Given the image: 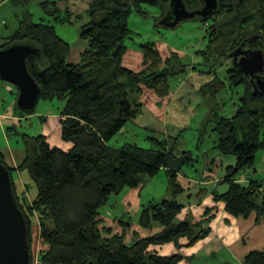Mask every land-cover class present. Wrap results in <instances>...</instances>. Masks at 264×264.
I'll return each mask as SVG.
<instances>
[{"label":"trees","instance_id":"16d2710c","mask_svg":"<svg viewBox=\"0 0 264 264\" xmlns=\"http://www.w3.org/2000/svg\"><path fill=\"white\" fill-rule=\"evenodd\" d=\"M14 2L28 7L31 0ZM183 2L191 11L202 8L200 0ZM144 5L158 8L163 19L172 10L171 0H89L88 21L80 31L87 47L78 62H71L72 47L55 27L72 24L75 15L69 8L59 7L57 1L41 3L50 17L48 22L35 23L26 11L17 29L0 45V49L19 44L34 47L37 53L27 65L41 88L40 101L65 103L59 116L61 138L68 149L51 147L44 135L22 134L25 158L15 168L0 151V164L9 168L15 193L12 173L16 169L26 171L36 187V199L27 209L40 216L41 264H178L181 255L161 256L150 248L171 243L180 248L182 239L193 246L211 234L207 226L215 217L213 209H208L199 223H176L186 207L178 201L185 193L179 177L194 162L192 152L177 151L178 141L169 147L168 141L157 139L163 147L160 150L111 145L142 113L145 90L158 98L168 97L171 81L194 71L211 78L199 93L213 104L208 120L214 127L213 150L235 158H229L234 164L226 167V176L218 183L228 189L222 194L216 191L215 199L235 218L256 214L258 222L264 220V183H239L243 173L256 168L258 156L264 152V94H254L252 78L234 66L231 56L239 49L264 54V0H218V9L211 16L191 20L200 22L206 32L207 45L196 52L198 62H186L178 52L164 56L157 44L150 42L140 47L143 66L136 71L123 62L129 49L126 42L134 35L130 16L136 12L147 17ZM223 94L237 95L239 108L232 117L221 116L227 104L220 101ZM161 169L168 173L173 196L152 201L142 209L138 226L149 235L134 232L129 241L126 233L132 223L120 220L115 226H106L102 210L112 197L143 186ZM20 207L27 219L32 252L31 218L23 205ZM117 226L124 232H115ZM242 264H264V251L251 252Z\"/></svg>","mask_w":264,"mask_h":264},{"label":"rangeland","instance_id":"374dc122","mask_svg":"<svg viewBox=\"0 0 264 264\" xmlns=\"http://www.w3.org/2000/svg\"><path fill=\"white\" fill-rule=\"evenodd\" d=\"M43 1L31 0L29 6L24 7L21 4H16L14 0H0V45L5 42L4 39L7 36H10L17 29L26 11L30 12L32 20L35 23L44 20L48 22L50 20L47 12L41 6ZM49 1H57L59 7L62 9L69 8L75 15L72 24H55L57 34L71 45L72 52L70 59H74L75 52L82 51V49L87 47V42L83 41L80 37V31L82 26L88 21L87 9L89 0H80L77 3L75 1L69 3L60 2L59 0ZM143 11L147 13V17L141 16L136 12L130 16L129 27L134 35L126 42L129 49L124 58V65L136 71L142 70L143 60L140 47L150 42L156 44L163 42V45H160L162 46L160 50L163 53L168 52L172 48L179 50L183 53L181 56L184 57L186 62L195 63L199 61L195 53L203 50L207 45L205 28L200 22L184 21L176 28H169L164 25L166 18L163 19L162 13L158 8L144 5ZM78 16H82V18ZM52 22L54 23V21ZM164 56L166 55L164 54ZM180 81L179 77L171 81L172 92L178 87ZM17 92L18 90L14 85L0 79V151L8 157L9 165L15 168V165L17 164L16 167L19 166L25 158L22 134L30 136L44 135L51 147L68 149V145L61 138V118L59 116L65 107V103L57 100L53 102L40 101L33 114L28 115L25 113L21 115L17 109ZM151 93L154 94L150 90H145L142 102L144 108L146 107L158 115L153 117L151 113L142 112L138 115L137 119L128 123L122 132L113 139L111 145L118 148L123 147L125 144H135L144 149L160 150L163 147H160L154 139L161 142L168 141L166 144L169 147L173 146L175 141H178L176 146L177 151H190L195 157L194 162L184 168V173L189 176L197 175L201 177L205 157L213 159L216 154H219L213 150L215 136L211 135V130L214 127L213 125H209L208 122L213 104L210 100H206L204 104L201 103L198 106L197 104H193L192 106L187 104L185 106L184 102L180 101L183 104L182 107L180 102H174L173 107L169 108L166 114L165 108L171 98L169 96L158 98L157 95H151ZM233 98L230 94H223L220 98L221 102L227 103L221 110L222 117H232L237 113L239 108L237 95H234ZM175 138L178 139L175 140ZM221 156L224 158L222 160L225 163L229 162V158L235 159L231 155ZM12 174L19 202L26 209L32 222L30 235L34 258L33 264H41L39 261L40 252L44 248L40 239V216L38 212L27 209V206L33 204L36 199V187L26 171L16 169ZM244 174L240 177L244 176ZM227 186L226 184L217 185L219 189ZM140 187L142 197L139 208L137 206L139 198L132 200L129 205L123 203V200L128 196L127 192L135 190L127 189L121 196H113L109 206L103 209L102 214L134 225L138 222V217L144 206L152 201L172 199L173 196L169 186L168 173L164 169H161L153 178ZM185 197H188V194L181 195L178 201L183 203ZM186 207L178 215L176 223L183 221L199 223L204 220V217L195 214L194 208ZM107 210H110V216L105 212ZM211 226V224H208L207 227L211 228ZM175 252L176 248L169 255L164 254L163 250L161 254H158L170 257ZM197 264H199V260Z\"/></svg>","mask_w":264,"mask_h":264},{"label":"crops","instance_id":"0c3cea01","mask_svg":"<svg viewBox=\"0 0 264 264\" xmlns=\"http://www.w3.org/2000/svg\"><path fill=\"white\" fill-rule=\"evenodd\" d=\"M160 45H163V42L157 43L159 50L162 48ZM171 52H178L183 55L182 52L173 48L169 49V51L166 53L169 55ZM161 53L167 56L166 53ZM80 56L81 51L75 52L74 59H70L71 62H78L80 60ZM141 57L143 58L142 53ZM179 79L181 81L178 87L174 92L171 91V94L169 95L171 99L166 105V114L168 113L169 108L173 107L174 102L183 101L185 106L187 104L189 106H192L193 104H197V106L201 103L204 104V99L200 95L199 89L203 84L210 80V76H206L205 74L200 73V71H194ZM151 95L154 94L151 93ZM181 106L183 107V104H181ZM142 112L151 113L153 117L158 115L146 107L142 110ZM69 147L70 146L68 145L67 148ZM222 158L223 157L219 154H216L213 159L205 157L201 177H198L197 175L189 176L185 173L179 177V183L185 189L184 194H188V197L184 198L185 200L183 204L186 203V206L194 208L195 214H198L201 217H204L208 209L214 210L213 214L215 217L211 221V234L206 239L197 242L193 246H188V240L182 239L179 242L181 245L180 248L171 243V245L166 244L152 246L150 248L151 251L161 254V251L163 250L164 254L169 255V253H171L176 248L174 255L179 254L183 258L178 264H197L198 260L199 264H242L246 256L251 252L264 251V220L258 222L256 214H252L247 219L235 218L226 212V207L223 202L216 201L215 199L216 191L221 190L218 191L220 194L227 191V187H222L219 189L217 185L225 178L226 167L234 164L233 160L229 159V162L225 163L223 162ZM253 180L264 183V152L260 153V156H258L256 168L246 172L244 176L240 177L239 183L247 185ZM212 187H216L217 189ZM139 188L132 191L128 190L130 192H127L128 196H126V198L123 200V203L129 205L132 200L139 198L137 202V206L139 208L140 199L142 197V193H140ZM205 192L206 194L203 195ZM199 195L201 196L199 197ZM203 201L205 202V205ZM108 206L109 205H107L106 208ZM109 211L110 210L105 211L108 216H110ZM102 216H104L106 219L104 224L109 227L115 226L114 223L120 221L119 219H112L111 217H107L103 214ZM115 232L123 233L124 231L123 228L117 226L115 227ZM134 232H139L144 237L149 235L148 232L140 229L137 222L134 225L132 224V227L126 233L127 240L131 241L133 239Z\"/></svg>","mask_w":264,"mask_h":264},{"label":"water","instance_id":"95a60500","mask_svg":"<svg viewBox=\"0 0 264 264\" xmlns=\"http://www.w3.org/2000/svg\"><path fill=\"white\" fill-rule=\"evenodd\" d=\"M200 1L202 8L191 11L183 0H171L172 10L164 25L176 28L184 21L206 19L218 9V0ZM36 53L34 47L23 44L0 49V79L17 88V107L26 114L35 112L41 97V88L27 65ZM231 56L234 66L252 78L254 94H264L263 52L239 49ZM0 264H33L27 219L14 191L11 172L4 164H0Z\"/></svg>","mask_w":264,"mask_h":264},{"label":"flooded vegetation","instance_id":"af4514ba","mask_svg":"<svg viewBox=\"0 0 264 264\" xmlns=\"http://www.w3.org/2000/svg\"><path fill=\"white\" fill-rule=\"evenodd\" d=\"M264 77V75H262Z\"/></svg>","mask_w":264,"mask_h":264}]
</instances>
